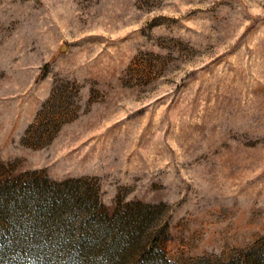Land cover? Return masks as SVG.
Instances as JSON below:
<instances>
[{
	"label": "rangeland",
	"instance_id": "rangeland-1",
	"mask_svg": "<svg viewBox=\"0 0 264 264\" xmlns=\"http://www.w3.org/2000/svg\"><path fill=\"white\" fill-rule=\"evenodd\" d=\"M0 264H264V0H0Z\"/></svg>",
	"mask_w": 264,
	"mask_h": 264
}]
</instances>
